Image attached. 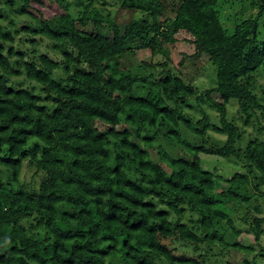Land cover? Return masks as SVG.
<instances>
[{
  "label": "trees",
  "instance_id": "trees-1",
  "mask_svg": "<svg viewBox=\"0 0 264 264\" xmlns=\"http://www.w3.org/2000/svg\"><path fill=\"white\" fill-rule=\"evenodd\" d=\"M58 1L0 0V264H264V0H119L123 27L100 0ZM181 30L196 51L176 68Z\"/></svg>",
  "mask_w": 264,
  "mask_h": 264
},
{
  "label": "rangeland",
  "instance_id": "rangeland-1",
  "mask_svg": "<svg viewBox=\"0 0 264 264\" xmlns=\"http://www.w3.org/2000/svg\"><path fill=\"white\" fill-rule=\"evenodd\" d=\"M66 1L73 3V5L69 6L68 10L72 11L74 14L78 13V8L81 6L74 4L76 0H66ZM84 1L88 2L89 0H84ZM105 1H109V3L106 4L104 2V0H100V3L103 4V7L112 10L116 21L118 23H120L122 27L124 26L123 25L124 23L130 21L136 15V13L134 11H131V10H128V9L121 7L119 0H105ZM34 7L37 9H40L44 17H50V16H52L58 12L65 11L64 7L61 6V4L59 3L58 0H44V4L35 3ZM30 10L32 13H37L36 9L30 8ZM250 11L251 12L255 11V8L251 9ZM29 20H31L30 17H29ZM20 21L18 22L19 25L21 24ZM108 30H109L108 28L102 29L103 32H106ZM177 37H178V40L175 41V43L168 45V47L170 48L169 56L172 60V65L175 66L176 68L180 66V61L186 55H192L196 51L195 44L190 40L192 38V36L188 31H186V30L179 31L177 33ZM38 48H39L40 52L45 50L44 46L40 42L38 44ZM150 56H151L150 48H145V49H139L136 52L135 56L132 58L135 62H139L142 59H149ZM196 63H197V67H198V69H197L198 81L202 82V89L204 90L206 88L214 86L216 84V71H215L214 66L210 63L208 55L207 54L199 55L198 58L196 59ZM192 67L194 68V66L191 65L190 69ZM147 91H148V89L145 88L144 90H142L141 94L145 95ZM192 102H194L193 107L188 108V111L189 112L191 111V113L195 114L196 116H200L201 111H200L199 106L195 103V101L191 100V103ZM236 104L237 103L235 102V100H231V102L228 104L230 111H232L233 113H235ZM204 106L206 107L208 112H210L212 114L216 113L215 109H213L208 103H205ZM251 128H252V126L247 127L248 133L249 134L252 133V135H254V132ZM210 133L214 137L213 141L223 140L225 138L224 135H222L216 131H211ZM262 136L264 138V135H262ZM163 142L165 144L166 150L170 154L178 155V154L174 153V150H176V148L171 143V140L164 139ZM242 144H245L244 141L242 142ZM155 149L156 148H154L152 151L153 157L155 159L159 160L160 162H162V165H164L168 169L167 164L164 161L159 159V157L157 155V150H155ZM178 149H179V151H181V152H179V154H181V153L183 154L184 149H182V148H178ZM201 157H202V165L205 169L214 170L215 167L218 166V167H216L215 171H217L219 174H223L226 177H230L236 171L235 170L236 165H233V162L229 161L228 159H225L222 157L220 158L219 156L205 154V153H201ZM238 168L239 167H237V169ZM241 169L245 170L243 167ZM238 171H239V169H238ZM24 175H25V170L23 168L22 178ZM239 239L245 244L256 243L254 235L251 233H248L247 231H243L241 233V235L239 236ZM262 242L264 244V235L262 237ZM256 245H257V249H259V246L257 243H256ZM230 256H231L232 261L235 262L237 260H240L243 255L241 252L236 251L235 254L233 253V255H230Z\"/></svg>",
  "mask_w": 264,
  "mask_h": 264
}]
</instances>
